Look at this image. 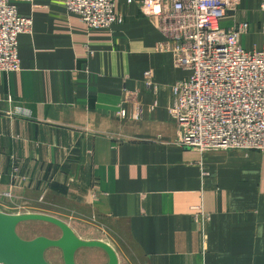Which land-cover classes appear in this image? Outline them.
Segmentation results:
<instances>
[{"label": "crops", "instance_id": "0c3cea01", "mask_svg": "<svg viewBox=\"0 0 264 264\" xmlns=\"http://www.w3.org/2000/svg\"><path fill=\"white\" fill-rule=\"evenodd\" d=\"M12 1L34 27L19 36L21 71L0 72V201L52 199L114 222L137 264H264V154L176 143L173 88L189 72L143 0H120L110 29L63 0ZM262 2L238 0L220 21L248 23L247 51L262 48Z\"/></svg>", "mask_w": 264, "mask_h": 264}, {"label": "built area", "instance_id": "2783aa9c", "mask_svg": "<svg viewBox=\"0 0 264 264\" xmlns=\"http://www.w3.org/2000/svg\"><path fill=\"white\" fill-rule=\"evenodd\" d=\"M120 0H63L68 14L90 29H110L119 21ZM132 3L134 0H127ZM238 0H143L141 11L154 18L179 68L189 76L174 86L170 109L179 127L177 144L200 154L211 151L264 154V27L261 49L245 50L241 36L248 23L232 28L220 21L236 11ZM264 12V0L260 5ZM32 16L12 0H0V72L22 69L19 36L33 32ZM145 85L157 91L152 71ZM126 92L124 102L136 101ZM134 101V102H135ZM6 196L12 197L10 193ZM202 220L200 217L196 218Z\"/></svg>", "mask_w": 264, "mask_h": 264}, {"label": "rangeland", "instance_id": "374dc122", "mask_svg": "<svg viewBox=\"0 0 264 264\" xmlns=\"http://www.w3.org/2000/svg\"><path fill=\"white\" fill-rule=\"evenodd\" d=\"M248 39L252 43L259 41V37L254 35L249 36ZM6 195L7 193L5 194V198L3 197L4 199L9 200L12 198ZM8 204L7 201H0V209L4 210L3 213L10 215L43 214L58 218L67 223L78 238L85 241L96 240L109 244L116 251L119 264H137L133 261L132 255L126 254V252L130 251V244L128 239L124 236L125 233L121 232L120 229L118 230L116 227L119 226L116 223L114 224V222L95 218L76 211L74 212L68 204H58L52 199H40L38 203L22 199L16 202V205H18L13 206L15 208L7 207L6 205ZM17 233L22 239L28 241L38 237H47L52 240H57L62 236V232L59 228L40 221H30L20 224L17 228ZM46 260L50 264H65L62 251L56 248L47 251ZM76 262L77 264H108L109 259L107 254L100 249L85 248L77 252ZM138 264H142V262Z\"/></svg>", "mask_w": 264, "mask_h": 264}, {"label": "water", "instance_id": "95a60500", "mask_svg": "<svg viewBox=\"0 0 264 264\" xmlns=\"http://www.w3.org/2000/svg\"><path fill=\"white\" fill-rule=\"evenodd\" d=\"M30 221H40L59 228L62 236L57 240L38 237L24 240L18 233L20 224ZM60 249L65 264H77L76 254L80 249H100L109 259L108 264H119L116 251L102 241H85L76 236L72 228L64 221L43 214L10 215L0 212V264H50L46 253L50 249Z\"/></svg>", "mask_w": 264, "mask_h": 264}]
</instances>
